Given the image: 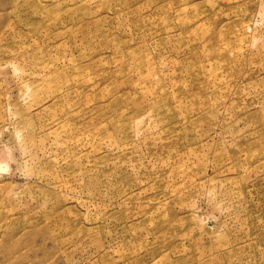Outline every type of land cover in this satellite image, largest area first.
Wrapping results in <instances>:
<instances>
[{
    "label": "rangeland",
    "instance_id": "obj_1",
    "mask_svg": "<svg viewBox=\"0 0 264 264\" xmlns=\"http://www.w3.org/2000/svg\"><path fill=\"white\" fill-rule=\"evenodd\" d=\"M0 264H264V0H0Z\"/></svg>",
    "mask_w": 264,
    "mask_h": 264
}]
</instances>
